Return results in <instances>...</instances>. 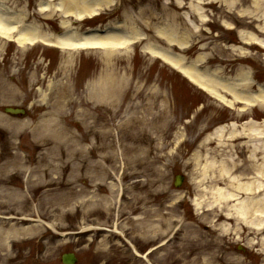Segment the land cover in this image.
<instances>
[{
  "label": "rangeland",
  "instance_id": "rangeland-1",
  "mask_svg": "<svg viewBox=\"0 0 264 264\" xmlns=\"http://www.w3.org/2000/svg\"><path fill=\"white\" fill-rule=\"evenodd\" d=\"M42 1L0 0L13 13L25 12L28 23L45 33L61 35V19L38 17ZM108 2L91 20H68L81 33L134 26L141 41L111 59L103 51L40 45L22 50L0 42V172L10 179L8 191L0 189V264H62L67 253H75L76 264H264V232L245 226L239 233H218L222 243L184 262L178 251L183 235L170 242L182 218L199 222L193 202L211 204L210 178L224 165L234 164V175L251 178L252 164H264L262 153L249 159L245 137L231 138L230 132L219 141L213 137L233 123L264 125V108L246 111L239 102L231 107L228 93H222L228 102L211 97L144 50L158 46L185 65L197 63L204 76L218 69L226 80L248 72L264 86V52L253 42L264 41V0ZM163 30L175 31L190 47L169 45ZM6 107L27 109L28 116H8ZM139 159H158V166H166V180L147 188L151 198L131 213L126 201L144 195L142 187L150 182ZM30 173L35 191L27 193ZM178 175L185 177L180 188L174 184ZM179 204L178 214L168 215ZM155 209L162 218L150 217ZM146 216L151 225L163 222L160 235H137ZM213 219L201 222L204 231ZM223 223L227 226L223 221L216 229Z\"/></svg>",
  "mask_w": 264,
  "mask_h": 264
},
{
  "label": "bare ground",
  "instance_id": "bare-ground-1",
  "mask_svg": "<svg viewBox=\"0 0 264 264\" xmlns=\"http://www.w3.org/2000/svg\"><path fill=\"white\" fill-rule=\"evenodd\" d=\"M104 5L108 6L110 2H108V0L42 1L38 6V17H44L45 15L57 17L58 20L61 19L59 21V27H61V31L64 33L56 35L55 33H45L42 28L34 22L28 23L30 18L27 17L25 12L21 14L13 13L0 2V42L3 44H16L19 49L22 50H25L28 46L32 48L40 45L44 48H56L60 51H103L107 55V58L111 59L114 52L123 49L128 50L137 41H141L143 37L134 26L131 27V25L123 23L121 27H123L124 30H120V26L117 27L114 25L110 28V32H106L105 34H102V31L100 32V30L96 28L88 29V33H81L76 30L75 26L68 20L72 18L79 23L89 19L91 20L93 17L98 16L104 8ZM262 30L263 29H261V31ZM160 35L167 38L169 45H175L178 49L183 50L184 48L190 47L189 42L182 38L179 39L175 31L168 34L167 30H163V33L161 32ZM253 42L261 47L260 51L264 52V41L255 38ZM144 50L151 53L153 57L160 59L161 62L168 64L174 71L176 70L179 72L184 78H187L193 85H197L205 93L207 92L211 97L227 101L222 93H226V95L229 94L232 99L230 100L231 102L229 100V102H227L231 107H234L235 103L239 102L245 107L246 111L251 107L260 106L264 108V86H257L248 72L242 74V76L239 75L236 78L226 80L218 75V73L221 74V70L218 69L213 71L212 74L204 76L205 73L198 71L196 65L195 68H186L183 59H178L175 56L173 57L169 52H166L158 46L147 45L144 46ZM252 86H254V88L257 87L256 92L251 89L253 88ZM81 103L85 104L83 101H81ZM227 132H230L231 138H238L240 136L248 139L247 150L250 151L249 159L256 160V157L260 153L264 156V125L262 123L258 124V122L255 123L254 120H251L249 123L239 127L236 126V123L228 127L222 126L216 130L213 137L218 141L222 140ZM157 162H159L158 159H154L153 161L144 159L142 162L139 159L140 167H145V173L150 179V182L144 183L148 186L142 187V189H146V191L147 188L154 189L157 186L160 187L165 185L166 166H158ZM252 166L253 177L251 178L234 175L232 171V169L236 167L234 164L228 166L224 165L219 175L210 178L211 182L215 184L211 191H206L210 193L213 198L212 201H210L211 204L209 205L208 203V205H206L198 200L193 202L196 212L200 214V223L195 222L193 224H188L185 218H182L179 227L176 232L174 230L175 233L173 232V238L170 240V242L173 243L183 235L181 240L184 246L178 249L180 252V261L184 262L187 258L186 256L193 255L194 252H204L214 246L216 247L215 242L222 243V239L219 240V238H217L218 233L228 234L232 231L239 233L241 230L240 226H245L253 232H264V164L262 163L260 168L253 164ZM212 168L213 167L210 166L208 170ZM106 176L109 177L110 174H106ZM25 181L27 193L34 192L35 188L33 186L31 173L26 177ZM9 183L10 179L0 172V189H3L4 192L8 191ZM222 185H226V188H222ZM106 187L109 190L114 188L111 185ZM154 192L156 193V191ZM132 196L133 198L129 203H127V199H124L127 200L126 205H133L131 213L138 208L140 203L144 204L151 198L149 190L145 192L144 195L141 193L140 195ZM121 197L125 198L123 195ZM121 201L124 202L123 200ZM92 202H95L97 205L99 201L94 200ZM135 206L136 208H134ZM104 207L106 210L107 208L110 210L108 198L104 199ZM180 208L181 204L178 205V208L177 206L169 207L168 210L170 213L168 215H177ZM150 215L151 218L161 217V211L155 209ZM209 217L214 218L211 222L212 226L207 227L209 229L205 228L206 231H204L201 222L206 221ZM223 221L227 226L225 225L223 227V223L222 230L216 229L219 223ZM142 222V227L135 230L138 236L151 237L153 233L155 236L160 235L163 222L157 220L151 225L148 216H146ZM173 224L174 222L171 223V228ZM196 225H198V227ZM6 237L7 234H4L2 239L6 240ZM215 239L217 241H215ZM163 246L165 245L163 244ZM6 247H8L7 243L4 244L3 247L1 246L2 249ZM162 247H159L156 251H161ZM178 251L175 249L174 253L177 254ZM154 252L155 250L149 251L146 254V259ZM135 255L140 259L145 258V256H141L136 250Z\"/></svg>",
  "mask_w": 264,
  "mask_h": 264
},
{
  "label": "water",
  "instance_id": "water-1",
  "mask_svg": "<svg viewBox=\"0 0 264 264\" xmlns=\"http://www.w3.org/2000/svg\"><path fill=\"white\" fill-rule=\"evenodd\" d=\"M6 112L7 113H9V114H12V115H17V114H24V112L23 111H21V110H16V109H6ZM180 178H177L176 179V182H175V184H176V186H180L181 185V180H179ZM67 259H68V257H66L65 258V262L67 263V262H69V261H67ZM71 260H72V258H71Z\"/></svg>",
  "mask_w": 264,
  "mask_h": 264
}]
</instances>
